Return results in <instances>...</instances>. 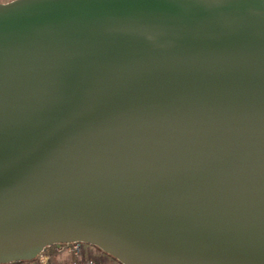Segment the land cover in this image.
I'll list each match as a JSON object with an SVG mask.
<instances>
[{
    "label": "water",
    "instance_id": "1",
    "mask_svg": "<svg viewBox=\"0 0 264 264\" xmlns=\"http://www.w3.org/2000/svg\"><path fill=\"white\" fill-rule=\"evenodd\" d=\"M264 264V0L0 2V264Z\"/></svg>",
    "mask_w": 264,
    "mask_h": 264
},
{
    "label": "built area",
    "instance_id": "2",
    "mask_svg": "<svg viewBox=\"0 0 264 264\" xmlns=\"http://www.w3.org/2000/svg\"><path fill=\"white\" fill-rule=\"evenodd\" d=\"M1 1L6 2L8 0ZM55 252L67 253L70 256L68 262L61 264H121L117 259L106 253L89 254L85 249L84 243L81 242L57 244ZM52 256L50 252L44 251L31 261H14L4 264H55L52 262Z\"/></svg>",
    "mask_w": 264,
    "mask_h": 264
},
{
    "label": "crops",
    "instance_id": "3",
    "mask_svg": "<svg viewBox=\"0 0 264 264\" xmlns=\"http://www.w3.org/2000/svg\"><path fill=\"white\" fill-rule=\"evenodd\" d=\"M50 252L53 256H52V262H54L55 264H61V263H65L68 262L70 260V256L67 253H57L54 251H48Z\"/></svg>",
    "mask_w": 264,
    "mask_h": 264
},
{
    "label": "rangeland",
    "instance_id": "4",
    "mask_svg": "<svg viewBox=\"0 0 264 264\" xmlns=\"http://www.w3.org/2000/svg\"><path fill=\"white\" fill-rule=\"evenodd\" d=\"M9 1V0H8ZM1 2H5V1H1ZM85 245V249L89 254H100V253H104L101 249H99L98 247L91 245V244H86Z\"/></svg>",
    "mask_w": 264,
    "mask_h": 264
},
{
    "label": "trees",
    "instance_id": "5",
    "mask_svg": "<svg viewBox=\"0 0 264 264\" xmlns=\"http://www.w3.org/2000/svg\"><path fill=\"white\" fill-rule=\"evenodd\" d=\"M56 246L57 245H52V246L48 247L45 251H54Z\"/></svg>",
    "mask_w": 264,
    "mask_h": 264
}]
</instances>
